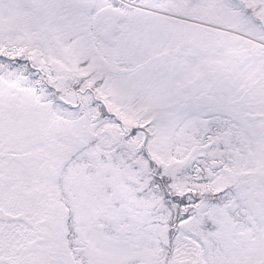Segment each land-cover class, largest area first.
<instances>
[{
	"label": "snow or ice",
	"instance_id": "6c2138e0",
	"mask_svg": "<svg viewBox=\"0 0 264 264\" xmlns=\"http://www.w3.org/2000/svg\"><path fill=\"white\" fill-rule=\"evenodd\" d=\"M0 264H264V0H0Z\"/></svg>",
	"mask_w": 264,
	"mask_h": 264
}]
</instances>
